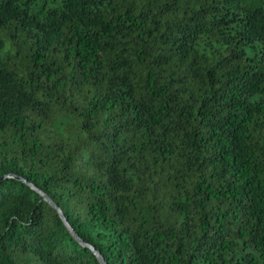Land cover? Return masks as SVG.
<instances>
[{"label":"trees","instance_id":"trees-1","mask_svg":"<svg viewBox=\"0 0 264 264\" xmlns=\"http://www.w3.org/2000/svg\"><path fill=\"white\" fill-rule=\"evenodd\" d=\"M100 260L264 264V0H0V264Z\"/></svg>","mask_w":264,"mask_h":264},{"label":"water","instance_id":"water-1","mask_svg":"<svg viewBox=\"0 0 264 264\" xmlns=\"http://www.w3.org/2000/svg\"><path fill=\"white\" fill-rule=\"evenodd\" d=\"M40 195L44 198V200L46 201V203H48V204L51 205V203H50L49 200H47L42 194H40ZM58 213H59V212H58ZM60 218H61L63 224L65 225L66 229H67L68 232L70 233V235H72V231L70 230V228L68 227V225L66 224V222L62 219L61 215H60ZM98 259H99V258H98ZM100 263L103 264V263L101 262V260H100Z\"/></svg>","mask_w":264,"mask_h":264}]
</instances>
